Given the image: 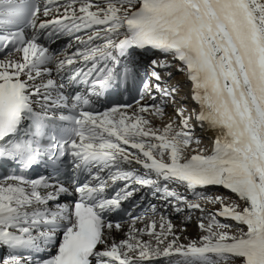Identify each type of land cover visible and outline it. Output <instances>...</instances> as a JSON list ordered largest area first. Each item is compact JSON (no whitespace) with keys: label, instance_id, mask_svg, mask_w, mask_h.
Listing matches in <instances>:
<instances>
[{"label":"snow or ice","instance_id":"obj_1","mask_svg":"<svg viewBox=\"0 0 264 264\" xmlns=\"http://www.w3.org/2000/svg\"><path fill=\"white\" fill-rule=\"evenodd\" d=\"M45 34L72 36L75 50L58 57L38 43ZM0 53V166L18 173L0 178V264H264V0H0ZM148 53L156 58L142 74L137 57ZM172 67L199 111L176 107L178 86L157 71ZM130 82L134 105L93 109V97ZM37 103L71 113L46 146ZM169 106L175 118L155 126ZM192 121L216 131L211 153L190 150L200 143ZM65 156L87 173L71 204L61 202L69 188L51 181ZM41 163L52 173L30 178ZM136 186L177 213L199 211L198 238L182 243L185 228L163 214L146 221V210L129 213L117 242L122 224L109 216Z\"/></svg>","mask_w":264,"mask_h":264},{"label":"bare ground","instance_id":"obj_2","mask_svg":"<svg viewBox=\"0 0 264 264\" xmlns=\"http://www.w3.org/2000/svg\"><path fill=\"white\" fill-rule=\"evenodd\" d=\"M66 36H67V34L66 35H54L52 37H48L47 34H45V35H42L40 37L38 43H41L43 46L47 47L49 49V51L52 53H55L58 50V53L56 52L55 55L60 57L62 53H65V52L71 53L75 50V41L73 40L72 42L71 41L68 42L66 39ZM70 44L73 46L69 47ZM151 56H152V54L148 53L147 55H144L142 59L140 56L137 57V59L141 60L140 69H143L147 72L151 71L150 59H149ZM153 58H156V57H153ZM50 67H54V65H50ZM157 71H159L161 73L162 77L165 78L163 81L164 84H167L169 87L178 86L177 99H178V101H182L183 103H178L176 106H178L180 108L181 104L184 107H186V105H187L189 107V108L186 107L188 112H191L192 109H196L197 111H199V105L196 104L191 99V88H192L191 82L187 79V77L184 73L177 71L176 67H172L170 69L158 68ZM168 72L172 73L171 79L167 78ZM153 82L155 83V81H153ZM162 86H163V84H162ZM183 104H185V105H183ZM34 109L40 110V111H43L47 114H52V115L57 114L58 112L62 111V109H56L54 107L47 108V109L42 108L39 103L34 105ZM166 113H167V116L165 117V119L163 121L159 117L154 118V125L155 126L163 127L164 124L169 122V119H168L169 117L175 118L173 108L171 106H169L166 109ZM185 114L187 115L188 113L186 112ZM192 123L196 125L194 138L195 137L201 138L203 141V146H205L204 147L205 150L208 153H211L212 148H213V141H214L215 136H216V131L214 129L210 128L207 123H205L203 125V127H201L199 124H196L195 121H192ZM173 127L176 128L177 130H179V127H180L179 120L176 121V123L173 125ZM195 148H198V147H195V145H194L192 149H195ZM199 148H202V147H199ZM119 183H120V186L123 185V182H119ZM174 190H176L178 192V194H180V195H187L189 198H194L193 194L191 192H185L183 187H177ZM69 191H70V194L73 192L71 190H69ZM129 200H130L129 209L131 212L130 213L131 216H138L147 210V213H148L146 216L147 219L144 218L146 221H150L153 218L159 219V216L161 214L171 218V216H174L177 213L173 210L171 205L165 204V202L163 200L159 199L158 197H154L152 195V189H150L148 187L139 188V190L136 191L135 194L133 195V197H131ZM61 202L67 203L66 200H64L62 197H61ZM150 205H155V207H156L157 211H156V215L154 217L151 213ZM204 207L209 211H215V209L218 208L219 205L206 204V205H204ZM180 215H181L180 219H181L182 223L176 227H177V229H182V228L186 229L185 231L180 233V235L182 237L181 242L187 244L189 242V239H193V240L197 239L199 234H200L199 230L196 227V220H197V217L201 216V213L199 211H196V210H192L191 212H189L188 210H185L182 214L180 213ZM189 215L191 216V220L187 219V217ZM224 222L234 223L231 221H224ZM183 223L189 224L190 227L189 228L185 227ZM129 224H130V216L128 217V220L124 224H122V229L120 231H114V233H113L114 239L117 242H119L120 240L125 238V234L128 231ZM136 227L142 228V227H144V224L141 222H138ZM143 239L147 240L148 237L144 236ZM174 257H173V259H174ZM158 260H163L164 263H167L168 258L159 257V258H157L156 261H158Z\"/></svg>","mask_w":264,"mask_h":264},{"label":"rangeland","instance_id":"obj_3","mask_svg":"<svg viewBox=\"0 0 264 264\" xmlns=\"http://www.w3.org/2000/svg\"><path fill=\"white\" fill-rule=\"evenodd\" d=\"M63 35H66V34H63ZM69 35H67L66 36V39H67V41L68 42H72L73 41V39L71 38V39H69V38H67ZM57 53H58V50L56 51ZM56 52L54 53V54H56ZM151 58H153L152 56H151ZM1 59H5V57H2ZM150 59V58H149ZM183 105H185V104H183ZM172 107V106H171ZM177 108H179L178 106H176ZM180 107H184V106H182V104H181V106ZM186 107L187 108H189L187 105H186ZM173 108V107H172ZM176 121H178V119L176 120ZM178 125V124H177ZM195 138H197V137H195ZM199 139V141H200V143H199V145H197L196 143H192L191 145H190V149H192L193 148V146L195 145V147H202L203 149H205L204 147L205 146H203V141H202V139L201 138H198ZM68 204H70L69 202H68ZM145 212V211H144ZM183 213V212H182ZM181 213V214H182ZM148 214V213H147ZM139 216V215H138ZM147 216V215H146ZM145 216V218L147 219V217ZM180 213H176L174 216H171V219H172V222L176 225V226H178V225H180L182 222H181V219H180ZM128 219V218H127ZM127 219H125L123 222H125ZM123 222H121V223H123ZM124 224V223H123ZM184 224V226L185 227H187V228H189L190 227V225L189 224H185V223H183ZM175 258V257H174ZM155 264H167V263H164L163 262V260H158V261H156V262H154Z\"/></svg>","mask_w":264,"mask_h":264}]
</instances>
